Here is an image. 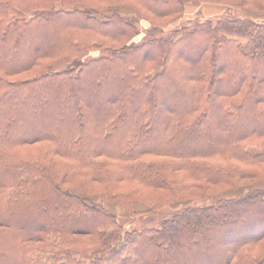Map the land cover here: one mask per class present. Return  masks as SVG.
<instances>
[{
    "label": "trees",
    "instance_id": "trees-1",
    "mask_svg": "<svg viewBox=\"0 0 264 264\" xmlns=\"http://www.w3.org/2000/svg\"><path fill=\"white\" fill-rule=\"evenodd\" d=\"M201 1L0 0V264H264V0Z\"/></svg>",
    "mask_w": 264,
    "mask_h": 264
},
{
    "label": "rangeland",
    "instance_id": "rangeland-1",
    "mask_svg": "<svg viewBox=\"0 0 264 264\" xmlns=\"http://www.w3.org/2000/svg\"><path fill=\"white\" fill-rule=\"evenodd\" d=\"M245 13L246 11H244V9L240 8L239 6L234 5V4H226L221 1L203 0L201 2H190L186 4L185 16L183 18L184 20L180 21L179 24H184L188 20H191V19L205 21L206 19L214 18L216 15L218 17L231 16V15H234V16L237 15L241 17ZM142 27L143 28L146 27L145 23L142 24ZM143 28H139V29H143ZM145 31L146 32L149 31V32H152V34L159 35L158 33L148 28L147 29L145 28L144 32ZM141 37H142V33L140 34L139 37H136V40H140ZM35 125H32L31 127L34 128L36 127ZM111 209L117 212L120 220L125 224L126 227H129V228H137L140 226H147V225H156L158 220L162 216L169 214L170 211L172 210V208H166L150 216L146 215V216H140L137 218H133L129 214H127L126 211L122 210L119 207L113 206Z\"/></svg>",
    "mask_w": 264,
    "mask_h": 264
}]
</instances>
